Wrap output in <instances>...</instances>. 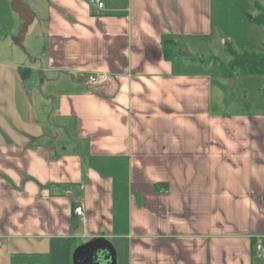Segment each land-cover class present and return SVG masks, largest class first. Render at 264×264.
Segmentation results:
<instances>
[{
  "label": "crops",
  "instance_id": "obj_1",
  "mask_svg": "<svg viewBox=\"0 0 264 264\" xmlns=\"http://www.w3.org/2000/svg\"><path fill=\"white\" fill-rule=\"evenodd\" d=\"M34 1L21 41L0 0V264L95 239L115 264H264V114L214 108L220 0Z\"/></svg>",
  "mask_w": 264,
  "mask_h": 264
},
{
  "label": "rangeland",
  "instance_id": "obj_2",
  "mask_svg": "<svg viewBox=\"0 0 264 264\" xmlns=\"http://www.w3.org/2000/svg\"><path fill=\"white\" fill-rule=\"evenodd\" d=\"M23 1L29 5L31 10H34V0ZM255 2L264 6V0L219 1L220 18L218 24L223 29L222 37L218 40L219 42L214 43V53L211 54L210 51L206 53L207 59L214 60L213 78L217 84L222 85L221 94L215 88L214 108L219 112H240L252 116L264 114V77L248 74L239 69L233 71V77H230L227 68L232 57L227 52L226 45L222 43V38H224L239 53L245 51L264 52V23L252 19ZM34 26L36 27V24H33L32 28ZM32 28L27 39L20 43L22 47L29 40L28 37L32 33ZM232 79L234 82L231 87Z\"/></svg>",
  "mask_w": 264,
  "mask_h": 264
},
{
  "label": "water",
  "instance_id": "obj_3",
  "mask_svg": "<svg viewBox=\"0 0 264 264\" xmlns=\"http://www.w3.org/2000/svg\"><path fill=\"white\" fill-rule=\"evenodd\" d=\"M11 8L23 21L19 32V40H23L28 32L29 26L35 20V12L23 0H11ZM233 86L234 79L231 80ZM101 249H108L109 255L103 254ZM111 257L107 264H115V253L110 243L104 239H95L78 247L73 253L74 264H100L104 259Z\"/></svg>",
  "mask_w": 264,
  "mask_h": 264
},
{
  "label": "trees",
  "instance_id": "obj_4",
  "mask_svg": "<svg viewBox=\"0 0 264 264\" xmlns=\"http://www.w3.org/2000/svg\"><path fill=\"white\" fill-rule=\"evenodd\" d=\"M259 14L255 17H252L253 20L264 23V7L258 5ZM172 44L171 41L164 42V54L166 57H169L172 52ZM226 50L232 57V60L229 63L227 68L228 75L233 77V71L241 70L248 74H256L264 77V52L263 53H256V52H242L239 53L233 49L232 45L226 41ZM256 243V239L252 240L253 245V257L256 256L254 251V246Z\"/></svg>",
  "mask_w": 264,
  "mask_h": 264
},
{
  "label": "built area",
  "instance_id": "obj_5",
  "mask_svg": "<svg viewBox=\"0 0 264 264\" xmlns=\"http://www.w3.org/2000/svg\"><path fill=\"white\" fill-rule=\"evenodd\" d=\"M91 4H96L98 7H103L104 2L102 0H90ZM109 76L107 74H87L84 76L83 82L88 88L97 87L101 83L107 81ZM75 215L83 217L85 209L82 204H78L74 209ZM255 254L259 257H264V242L258 239L254 246Z\"/></svg>",
  "mask_w": 264,
  "mask_h": 264
},
{
  "label": "flooded vegetation",
  "instance_id": "obj_6",
  "mask_svg": "<svg viewBox=\"0 0 264 264\" xmlns=\"http://www.w3.org/2000/svg\"><path fill=\"white\" fill-rule=\"evenodd\" d=\"M101 264V263H100Z\"/></svg>",
  "mask_w": 264,
  "mask_h": 264
}]
</instances>
